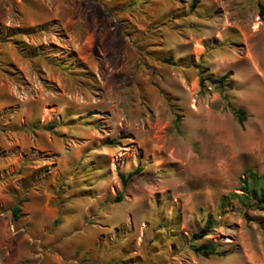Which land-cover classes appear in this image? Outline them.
Instances as JSON below:
<instances>
[{"label":"rangeland","instance_id":"obj_1","mask_svg":"<svg viewBox=\"0 0 264 264\" xmlns=\"http://www.w3.org/2000/svg\"><path fill=\"white\" fill-rule=\"evenodd\" d=\"M192 1L0 0V264H264V0Z\"/></svg>","mask_w":264,"mask_h":264},{"label":"trees","instance_id":"obj_2","mask_svg":"<svg viewBox=\"0 0 264 264\" xmlns=\"http://www.w3.org/2000/svg\"><path fill=\"white\" fill-rule=\"evenodd\" d=\"M197 2V0H193L191 4V8L194 7V4ZM264 9L262 6H260V17L263 16ZM228 74L222 75L219 77H212V76H206L204 77L202 75V72H200V85L204 86L206 82H209L213 84L215 87L223 88L228 85L227 78ZM233 113L237 118L238 123L242 124L243 121L246 119V113L243 109H233ZM53 125H45L43 126V129L50 130L53 129ZM138 173V169H135L132 172H129L128 174H119V179L122 185V188H126L131 181V178ZM261 179V181H260ZM241 191L244 193L241 196H234V198L237 200V202H240L245 207L251 206L252 204L256 207V209H262V205L264 204V174L261 176V178H255L253 182H249L247 178H244L241 185ZM122 199V195L118 194L114 198L115 202H118ZM19 207L18 204L14 205L11 208V215L14 219H18L19 217ZM207 227L202 228L200 230L201 234H205ZM192 250L196 253H200L203 256H208L210 254L218 255L219 253L214 252L213 245L209 244H201L198 246H192Z\"/></svg>","mask_w":264,"mask_h":264}]
</instances>
